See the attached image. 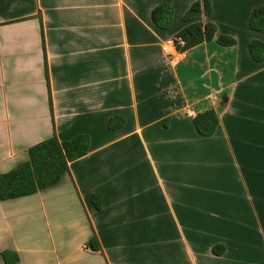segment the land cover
Segmentation results:
<instances>
[{
	"label": "crops",
	"instance_id": "0c3cea01",
	"mask_svg": "<svg viewBox=\"0 0 264 264\" xmlns=\"http://www.w3.org/2000/svg\"><path fill=\"white\" fill-rule=\"evenodd\" d=\"M195 1L0 0V173L53 134L90 139L52 185L0 201V264H264V60L248 49L264 0H207L214 37L168 58Z\"/></svg>",
	"mask_w": 264,
	"mask_h": 264
},
{
	"label": "trees",
	"instance_id": "16d2710c",
	"mask_svg": "<svg viewBox=\"0 0 264 264\" xmlns=\"http://www.w3.org/2000/svg\"><path fill=\"white\" fill-rule=\"evenodd\" d=\"M172 12V7L168 4L156 6L151 13L153 22L159 27H167L171 22ZM210 12L211 6L207 0H197L183 14L182 18L186 24L178 33L185 40L183 50L214 37L215 25L199 20L202 13L209 15ZM249 25L255 30L264 28V4L251 12ZM217 42L221 45H233L235 40L230 36L220 35ZM248 49L254 60H264L263 42L251 40ZM192 122L200 134L208 136L215 131L218 118L213 109H207L193 116ZM108 124L115 126L118 123L116 118H111ZM89 146L90 139L86 134H77L66 140H59L53 134L30 146L26 161L7 172L0 173V201L30 195L49 187L68 170L70 161L87 153ZM90 200L96 208H99V194H92ZM89 244L93 249L99 248L94 236L89 240ZM2 256L7 264H15L18 261L17 254L10 250H4Z\"/></svg>",
	"mask_w": 264,
	"mask_h": 264
},
{
	"label": "built area",
	"instance_id": "2783aa9c",
	"mask_svg": "<svg viewBox=\"0 0 264 264\" xmlns=\"http://www.w3.org/2000/svg\"><path fill=\"white\" fill-rule=\"evenodd\" d=\"M184 46L185 40L181 36L177 35L174 38L166 40L162 46V50L168 58H172L173 53Z\"/></svg>",
	"mask_w": 264,
	"mask_h": 264
}]
</instances>
